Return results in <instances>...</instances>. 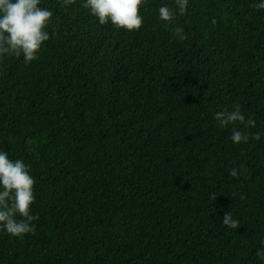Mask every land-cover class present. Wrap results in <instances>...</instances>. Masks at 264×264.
<instances>
[{"label": "trees", "instance_id": "obj_1", "mask_svg": "<svg viewBox=\"0 0 264 264\" xmlns=\"http://www.w3.org/2000/svg\"><path fill=\"white\" fill-rule=\"evenodd\" d=\"M84 2L41 0L38 59L0 60V151L31 166L38 216L23 238L0 229V264H264L261 0H189L171 25L174 0H144L131 31ZM234 103L254 128L219 126Z\"/></svg>", "mask_w": 264, "mask_h": 264}, {"label": "clouds", "instance_id": "obj_2", "mask_svg": "<svg viewBox=\"0 0 264 264\" xmlns=\"http://www.w3.org/2000/svg\"><path fill=\"white\" fill-rule=\"evenodd\" d=\"M76 0H63L65 5L74 4ZM144 0H85L84 7L98 18L101 25L111 24L118 29L139 30L143 24L140 8ZM175 8L161 5L158 18L171 25L178 14L184 16L190 7L189 0H174ZM41 0H0V60L4 57H23L25 64L38 59V54L45 41L49 40L47 25L51 23L53 12L40 7ZM252 7L264 10V0ZM175 39L183 42L187 39L182 26L172 28ZM215 120L224 128L229 125H243L254 128L256 120L246 117L241 105L234 103L231 110L225 109L215 114ZM259 140L260 133L251 136ZM250 134L233 127L231 140L235 144L247 143ZM30 165L22 159L12 160L5 151H0V229L17 238L35 232L34 221L38 216L31 213L30 206L34 203L35 180L30 174ZM243 169V165H241ZM238 177L237 169L229 173ZM216 200L215 194L212 196ZM222 224L237 229L240 221L225 213ZM256 255L264 260V249Z\"/></svg>", "mask_w": 264, "mask_h": 264}]
</instances>
